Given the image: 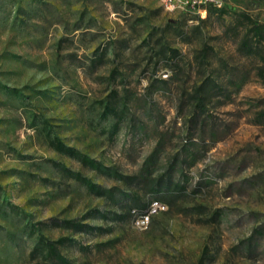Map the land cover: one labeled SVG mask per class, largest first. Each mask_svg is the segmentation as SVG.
<instances>
[{"label":"rangeland","instance_id":"1","mask_svg":"<svg viewBox=\"0 0 264 264\" xmlns=\"http://www.w3.org/2000/svg\"><path fill=\"white\" fill-rule=\"evenodd\" d=\"M263 113L264 0H0V264H264Z\"/></svg>","mask_w":264,"mask_h":264},{"label":"trees","instance_id":"2","mask_svg":"<svg viewBox=\"0 0 264 264\" xmlns=\"http://www.w3.org/2000/svg\"><path fill=\"white\" fill-rule=\"evenodd\" d=\"M83 160L84 162L88 163V160L86 158H84ZM93 164L94 163L91 162V166H94ZM35 250L44 255L46 259H49L53 262H58V264H67L66 259L58 252L55 242H50L43 239L42 237H39L35 244Z\"/></svg>","mask_w":264,"mask_h":264},{"label":"built area","instance_id":"3","mask_svg":"<svg viewBox=\"0 0 264 264\" xmlns=\"http://www.w3.org/2000/svg\"><path fill=\"white\" fill-rule=\"evenodd\" d=\"M216 1L217 0H163V2L167 6L178 5L182 9H187L191 12H198L200 7L206 4L207 2H216ZM158 208H166V207L165 205L156 202L154 210ZM148 219H149V216H147V219H145V221H147ZM144 222H139L138 225ZM138 225H135V226H138Z\"/></svg>","mask_w":264,"mask_h":264},{"label":"bare ground","instance_id":"4","mask_svg":"<svg viewBox=\"0 0 264 264\" xmlns=\"http://www.w3.org/2000/svg\"><path fill=\"white\" fill-rule=\"evenodd\" d=\"M156 202L162 204L161 202H159L157 200H153L149 203V205L147 206V208L144 212L139 213L135 216L134 225H138L139 222H144L145 219H147V216H149V219L147 221H145L144 223H141L138 226H135L136 228H138L140 230L146 229L150 223L152 216H154L160 212H164L166 210V208H158V209L154 210Z\"/></svg>","mask_w":264,"mask_h":264}]
</instances>
